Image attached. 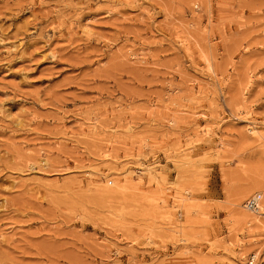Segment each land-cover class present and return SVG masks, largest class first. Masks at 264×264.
Wrapping results in <instances>:
<instances>
[{
  "label": "rangeland",
  "instance_id": "obj_1",
  "mask_svg": "<svg viewBox=\"0 0 264 264\" xmlns=\"http://www.w3.org/2000/svg\"><path fill=\"white\" fill-rule=\"evenodd\" d=\"M263 158L264 0H0V264H264Z\"/></svg>",
  "mask_w": 264,
  "mask_h": 264
},
{
  "label": "bare ground",
  "instance_id": "obj_2",
  "mask_svg": "<svg viewBox=\"0 0 264 264\" xmlns=\"http://www.w3.org/2000/svg\"><path fill=\"white\" fill-rule=\"evenodd\" d=\"M208 132H206L205 134L207 135ZM209 134V133H208ZM208 136V135H207ZM205 137V136H204ZM207 140V139H206ZM264 159V158H263ZM264 163V162H263ZM257 202L258 204L260 205L261 209H258V206H257ZM263 203L262 202V199L259 200L257 197H255V195L250 199V201H248L246 203V207L248 210L250 211H253L254 213H248V212H245L243 210H239V217L237 218L238 219V225L241 226L244 222H246V225H248V221H252L253 225L256 228H259L261 230L264 231V206H263ZM249 204H256L254 210L250 208ZM239 205V204H238ZM241 208H243L244 206H239ZM250 223V222H249ZM251 225V224H249ZM253 227V228H254ZM237 228V227H236ZM253 228L250 227V231L249 232H253ZM254 233V232H253ZM252 237V236H251ZM255 239V238H254ZM247 241V240H246ZM254 240H251L249 241L250 242V248L249 250H253L255 249L254 252L251 253V256L248 260V264L251 263L253 264L254 260H255V257H257V255H259V251L257 250V248H255V244L256 242L253 243ZM242 242V241H241ZM257 244V243H256ZM248 246V247H249Z\"/></svg>",
  "mask_w": 264,
  "mask_h": 264
},
{
  "label": "built area",
  "instance_id": "obj_3",
  "mask_svg": "<svg viewBox=\"0 0 264 264\" xmlns=\"http://www.w3.org/2000/svg\"><path fill=\"white\" fill-rule=\"evenodd\" d=\"M249 206H250V208H251V209H253V210H254V208H255L256 204H249ZM249 264H251V263H249Z\"/></svg>",
  "mask_w": 264,
  "mask_h": 264
}]
</instances>
